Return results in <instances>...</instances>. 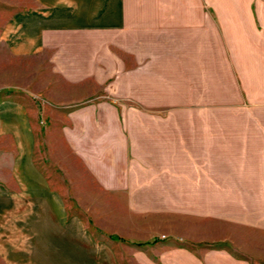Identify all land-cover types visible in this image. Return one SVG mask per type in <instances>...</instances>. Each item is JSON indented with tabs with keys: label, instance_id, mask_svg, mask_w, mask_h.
<instances>
[{
	"label": "crops",
	"instance_id": "obj_1",
	"mask_svg": "<svg viewBox=\"0 0 264 264\" xmlns=\"http://www.w3.org/2000/svg\"><path fill=\"white\" fill-rule=\"evenodd\" d=\"M0 89V136L19 144L0 172V222L20 215L0 226L1 264H117L29 235L26 202L41 212L63 196L24 147L38 100L72 107L63 133L77 157L93 155L87 171L110 197L167 202L206 243L169 264H252L254 237L244 257L226 241L257 222L264 234V0H27L0 31Z\"/></svg>",
	"mask_w": 264,
	"mask_h": 264
},
{
	"label": "rangeland",
	"instance_id": "obj_2",
	"mask_svg": "<svg viewBox=\"0 0 264 264\" xmlns=\"http://www.w3.org/2000/svg\"><path fill=\"white\" fill-rule=\"evenodd\" d=\"M26 8L27 0H0V31L14 14ZM8 96V91L0 89V101L8 99ZM38 101L36 109L40 112L37 120L39 130L33 137H27L24 147L26 150L32 148L33 162L42 168L49 180L50 191L57 189L58 198L61 194L63 196L62 200L42 202L41 212L37 210L39 207L34 206L39 202H33L31 206L26 202L27 213L30 209L32 212L27 215L29 224L33 226L29 235L43 234L49 236L48 239H52L50 241H56L57 234L58 240H63L65 245L79 243L82 247L79 249L80 257L91 256V253L96 257L106 256L105 253L111 252L116 257L117 264H169L178 250L193 251L197 256L200 255L199 252L206 243L199 240L198 235H194V239L189 238L183 222L168 215L167 202L114 200L99 187L87 171L88 164L94 163L89 157L93 155L85 151L77 157L63 133L65 127L72 128L71 121L67 118L72 107L68 106L71 108L67 109L65 106ZM68 135L71 137V132ZM17 147L19 144L14 137L0 136V166H4L0 169L1 173L7 171L6 164L17 157ZM7 203L4 201V204ZM59 207L63 210V217L53 216L52 212ZM18 212L2 217L1 228L16 224L20 219ZM258 219L262 222V218L256 220ZM37 222L46 228L53 226L52 230H57L58 233H41L38 225L36 226ZM260 225L257 222L254 234L251 231H240L238 235L241 243L238 240L235 243L230 239L226 241L234 255L244 257L241 244L246 243L247 238L250 240L254 237V255L250 257L252 264H264V234L260 231ZM27 235L28 233H18L15 238ZM31 241H39V238ZM93 243L94 249L84 248L88 245L93 247ZM15 244L18 246L17 242ZM63 251L65 255L71 252L69 249Z\"/></svg>",
	"mask_w": 264,
	"mask_h": 264
}]
</instances>
